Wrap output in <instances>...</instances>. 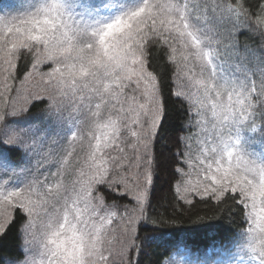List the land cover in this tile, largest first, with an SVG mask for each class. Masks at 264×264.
Wrapping results in <instances>:
<instances>
[{
	"label": "snow or ice",
	"instance_id": "snow-or-ice-1",
	"mask_svg": "<svg viewBox=\"0 0 264 264\" xmlns=\"http://www.w3.org/2000/svg\"><path fill=\"white\" fill-rule=\"evenodd\" d=\"M10 7L0 0V245L11 235L17 255L4 264H37L29 255L36 217L47 237L39 264H141L161 246L175 254L155 264H187L175 258L187 253L180 229L153 205L165 166L155 145L176 103L182 123L166 162L174 198L189 208L210 201L220 210L216 223L202 226L213 252L194 264H264V42L251 60L262 69L258 82L236 91L217 79L198 15L206 9L225 29L228 43L217 40V48L239 56L235 37L244 32L234 36L236 21L243 17L264 37V3L31 0L16 16ZM190 57L200 62L207 81L198 83L218 121L211 145L201 150L203 181L195 184L184 179L183 166H191L188 141L200 134L206 109L185 91L191 69L181 60ZM37 77L43 88L24 87ZM70 106L81 114L75 131L67 126ZM53 157L54 173L45 168ZM237 216L241 226L234 228Z\"/></svg>",
	"mask_w": 264,
	"mask_h": 264
},
{
	"label": "trees",
	"instance_id": "trees-1",
	"mask_svg": "<svg viewBox=\"0 0 264 264\" xmlns=\"http://www.w3.org/2000/svg\"><path fill=\"white\" fill-rule=\"evenodd\" d=\"M194 3H199L200 0H193ZM210 2H215V0H210ZM264 3V0H261ZM22 3V0H10V9L16 8ZM8 9V10H10ZM257 15H260V9L254 8ZM217 17L220 16V11L217 10ZM200 17L201 26L204 29L209 44L215 50L219 51L218 59L220 63L230 69H240L243 71L241 74L245 76L250 75L249 78L252 82H258V76L262 70L258 64H252L251 60L254 56L258 55L259 47L262 42H264V37H261L258 32L252 30L248 26V21H244L241 17L240 21H236L240 24L234 30L235 32L243 31V35H239L240 41V55L235 54V50L227 49L225 50L223 46L217 48V40H224V43H228L224 39L225 29L218 27L216 24L211 22V16L206 9H202L198 12ZM235 15L233 14V19L235 20ZM255 19L254 17L252 18ZM243 21V23H241ZM247 29V30H245ZM178 47V44H177ZM247 53V59L244 58V54ZM178 59H180V53L178 52ZM182 62V60H181ZM156 63L159 65V71L165 72L167 75V69L160 61L159 57L156 59ZM245 71V72H244ZM182 111L180 110L179 104L169 105L168 116L164 122V126L160 132V138L155 145L157 154L160 156L161 161L165 166L160 170L159 179L156 181V194L153 199L154 210L156 213L161 214L163 219L175 228L180 229V245L184 247L186 245L193 253H197L198 256L209 255L211 247L207 248L205 245L208 243L206 229L202 226L205 224H214L220 216V210L210 201L201 202L197 199L195 207L189 208L186 205H182L178 202L173 195L171 190V180L172 175L171 168L167 166V161L171 158V152L174 148L175 137L179 134L180 125L182 123ZM184 168V166H183ZM163 198V199H162ZM121 204L129 203V201L123 200L118 201ZM112 203V201H108ZM174 206V207H173ZM223 206H221L222 208ZM155 218V217H153ZM234 228H239L240 218L234 217ZM167 227V225H165ZM16 241L10 235L7 240L0 245V264H4V260L15 257L17 255ZM175 252V248H167V246H161L155 250H150L147 254L142 255L141 264H155L156 260L159 258H164L167 260ZM209 252V253H208ZM163 254V257H161Z\"/></svg>",
	"mask_w": 264,
	"mask_h": 264
},
{
	"label": "rangeland",
	"instance_id": "rangeland-1",
	"mask_svg": "<svg viewBox=\"0 0 264 264\" xmlns=\"http://www.w3.org/2000/svg\"><path fill=\"white\" fill-rule=\"evenodd\" d=\"M30 2L31 0H22V3L18 5L16 8L10 9V10L6 9V11H8L12 16L20 15L28 10V6ZM161 2L164 3L166 2V0H161ZM178 49H179L178 51L179 53L184 52V49H182L179 44H178ZM202 49L204 51L213 52L214 54L213 63L217 66L216 67L217 79L220 80L222 83L227 82L228 84L235 87L236 91H239L240 84L252 82L251 79L249 78L250 75L248 74L247 76H245L244 74L239 75L243 72L240 69H237V68L230 69L220 63L217 55H215L216 52L209 44L208 38L205 33L202 36ZM182 63L186 65V69H191V71L188 72V86L185 89V91L191 92L193 95V98L202 102L206 109V115L204 117V122L201 125L200 134L188 141V143L191 145V161H190L191 166H184L183 168L184 172L188 173V175L185 176L184 179L190 180L193 184H195L198 181H203V173L199 172V168H198L199 161L203 160L204 158L203 155H201V150L206 149L207 147L211 145L210 138L213 136L215 132V124L218 123V121L215 120L212 116V110H211L210 105L213 101L205 97L204 85L198 83L201 80L207 81L206 76L201 75L200 73V69L198 66L200 62L194 61L190 57L188 61L186 62L182 61ZM47 70H48L47 68L44 69V71H47ZM24 87L29 90H38L40 88H43L44 85L40 83L39 78L37 77L31 81H28ZM235 98L236 97L234 94L233 99L235 100ZM225 100H226V97H225ZM72 103H75V101H73ZM66 117H67V126L69 128H72L73 131H75L76 127L74 125H76V123L81 119L80 112L78 110H74L70 106L69 111L66 113ZM206 141L207 143H205ZM76 148L79 154V158L82 159L84 157V153L80 151V141L79 140L76 141ZM49 165L51 166L49 167ZM45 168L50 170L53 173L57 171L55 157L50 159L49 164H46ZM45 174H47V172H45ZM70 179L71 177L66 178V180H70ZM258 201H259V198H258ZM259 210H260V204L258 202L256 213H259ZM112 211H115V210L113 209ZM256 213H254V215ZM101 214L103 215L104 212H102ZM117 220H113V223L108 227L113 228V229L116 228ZM251 226L255 228V225H251ZM31 233H32L30 237L31 252L29 253V255L34 256L37 261V264H39V261L42 259L43 253L45 251L44 244L47 241V237L45 236L44 227L42 225L40 217L35 218L34 227L31 229ZM209 252H210L209 255H211L213 252V249H211ZM174 254L175 252L173 253V255ZM175 258L177 260L186 261L187 264H194L196 260L203 259L205 258V256H198L197 253H193L189 249H187L186 254L176 256Z\"/></svg>",
	"mask_w": 264,
	"mask_h": 264
}]
</instances>
